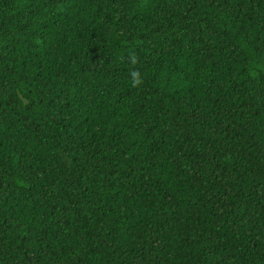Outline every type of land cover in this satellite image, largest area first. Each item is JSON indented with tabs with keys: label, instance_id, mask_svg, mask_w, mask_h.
I'll use <instances>...</instances> for the list:
<instances>
[{
	"label": "trees",
	"instance_id": "1",
	"mask_svg": "<svg viewBox=\"0 0 264 264\" xmlns=\"http://www.w3.org/2000/svg\"><path fill=\"white\" fill-rule=\"evenodd\" d=\"M0 264H264V0H0Z\"/></svg>",
	"mask_w": 264,
	"mask_h": 264
}]
</instances>
